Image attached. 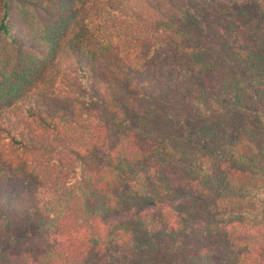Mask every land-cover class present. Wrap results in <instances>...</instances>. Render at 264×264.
<instances>
[{
  "label": "trees",
  "instance_id": "trees-1",
  "mask_svg": "<svg viewBox=\"0 0 264 264\" xmlns=\"http://www.w3.org/2000/svg\"><path fill=\"white\" fill-rule=\"evenodd\" d=\"M263 253L264 0H0V264Z\"/></svg>",
  "mask_w": 264,
  "mask_h": 264
},
{
  "label": "rangeland",
  "instance_id": "rangeland-1",
  "mask_svg": "<svg viewBox=\"0 0 264 264\" xmlns=\"http://www.w3.org/2000/svg\"><path fill=\"white\" fill-rule=\"evenodd\" d=\"M86 21L83 20L82 18H77V20L73 23L72 26L69 27V32H77L82 28H85L86 26ZM71 33L68 34L70 36ZM148 51V47H144L142 52ZM151 64L158 66L162 70H172V71H183L186 67V62L183 61V59L178 55L175 54V52H171L168 50H164L161 53H159L152 61ZM108 137V141L112 142V136H106ZM172 175V184L174 187L184 186L186 184L185 179H182L180 175L173 173ZM172 204V203H171ZM168 206V203L166 204H158L154 206H148V207H143V208H135L130 211H126L119 216L115 217V219H111L110 222H114V220H122V219H128L131 217H136V216H144L146 214H151V213H157L159 212L163 207ZM170 206V205H169ZM55 237V233L53 232H43L39 234L33 235L28 241L24 242V246H29L30 244H39V243H44L47 242ZM262 258H264V253L261 254Z\"/></svg>",
  "mask_w": 264,
  "mask_h": 264
}]
</instances>
